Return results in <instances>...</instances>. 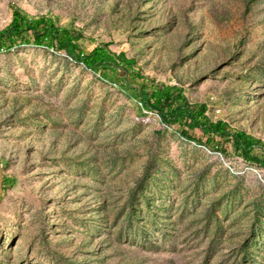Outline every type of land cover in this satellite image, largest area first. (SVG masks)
<instances>
[{
    "label": "rangeland",
    "instance_id": "374dc122",
    "mask_svg": "<svg viewBox=\"0 0 264 264\" xmlns=\"http://www.w3.org/2000/svg\"><path fill=\"white\" fill-rule=\"evenodd\" d=\"M14 5L264 144V0H0V28ZM122 78L56 47L0 52V264H264V167L182 136Z\"/></svg>",
    "mask_w": 264,
    "mask_h": 264
},
{
    "label": "trees",
    "instance_id": "16d2710c",
    "mask_svg": "<svg viewBox=\"0 0 264 264\" xmlns=\"http://www.w3.org/2000/svg\"><path fill=\"white\" fill-rule=\"evenodd\" d=\"M56 22L57 17H48L45 14L32 16L21 7L12 6L10 23L0 28V52L19 43H32L64 50L95 73L100 72L103 67L117 70L123 76L122 86L127 90L135 89L143 108L156 112L167 125L179 124L182 136L211 148L217 147L224 154H227L223 146L224 141H231L235 151L242 158L264 167V155L256 152L264 148L260 139L234 128L225 120L214 121L207 114V104L191 103L182 87L154 81L148 85L146 81L150 80L149 77L134 69L136 59L128 58L125 53L117 54L110 48L109 43H99L89 52L79 49L78 42L85 38L84 34L80 30L68 29ZM131 78H134V81L141 79L140 86L133 87ZM196 131L200 134H196Z\"/></svg>",
    "mask_w": 264,
    "mask_h": 264
},
{
    "label": "water",
    "instance_id": "95a60500",
    "mask_svg": "<svg viewBox=\"0 0 264 264\" xmlns=\"http://www.w3.org/2000/svg\"><path fill=\"white\" fill-rule=\"evenodd\" d=\"M3 180H4V177H3V174H2V163L0 162V194L3 192Z\"/></svg>",
    "mask_w": 264,
    "mask_h": 264
},
{
    "label": "bare ground",
    "instance_id": "6f19581e",
    "mask_svg": "<svg viewBox=\"0 0 264 264\" xmlns=\"http://www.w3.org/2000/svg\"><path fill=\"white\" fill-rule=\"evenodd\" d=\"M4 183V182H3Z\"/></svg>",
    "mask_w": 264,
    "mask_h": 264
}]
</instances>
